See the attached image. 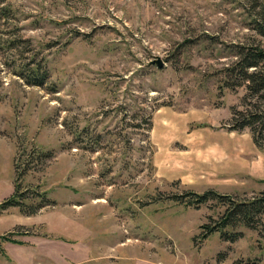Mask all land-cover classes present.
Here are the masks:
<instances>
[{"label":"rangeland","instance_id":"rangeland-1","mask_svg":"<svg viewBox=\"0 0 264 264\" xmlns=\"http://www.w3.org/2000/svg\"><path fill=\"white\" fill-rule=\"evenodd\" d=\"M259 29L264 0H0V264H264V218L226 241L203 227L227 206L181 204L264 193V150L228 130L245 87L220 89ZM16 180L36 214L1 212Z\"/></svg>","mask_w":264,"mask_h":264},{"label":"trees","instance_id":"trees-1","mask_svg":"<svg viewBox=\"0 0 264 264\" xmlns=\"http://www.w3.org/2000/svg\"><path fill=\"white\" fill-rule=\"evenodd\" d=\"M258 28V27H257ZM260 30L264 36V30ZM14 44V43H12ZM19 46V45H18ZM16 45V47L18 48ZM236 60L222 71V78L220 79V89L234 90L236 87H245L247 92L243 102L247 109L245 111L232 110V118L228 130L230 132H243L249 130L255 146L264 150V49L257 47L232 46ZM23 68V67H22ZM20 76L28 85L41 86L48 77V72L41 64L30 66L28 69H21ZM250 98H256V104H252ZM261 103V105H258ZM47 155V154H46ZM16 178H22L24 173L19 174L15 165ZM20 180V179H17ZM16 180L15 196L7 200L1 205V212L10 208H18L20 212L27 215L37 213V209L28 211L24 209V205L20 201H16L19 194V182ZM35 201L41 197L40 193H36ZM189 196V195H187ZM194 199L187 203L182 200L178 201L181 204L190 206H198L206 204L209 201H218L220 204L227 206V210L223 218L216 223L217 227L204 226L206 237L213 233H220L221 237L226 241H234L236 235L234 230L243 225L247 228L259 229L263 225L259 219L264 218V193L258 198H253L248 201H235L230 196L221 195L215 191H208L202 195L190 194ZM34 196H32L33 198ZM204 235V236H205Z\"/></svg>","mask_w":264,"mask_h":264},{"label":"water","instance_id":"water-1","mask_svg":"<svg viewBox=\"0 0 264 264\" xmlns=\"http://www.w3.org/2000/svg\"><path fill=\"white\" fill-rule=\"evenodd\" d=\"M151 65H157L158 68L161 69L165 66V63L160 57H157L154 61L151 62Z\"/></svg>","mask_w":264,"mask_h":264}]
</instances>
